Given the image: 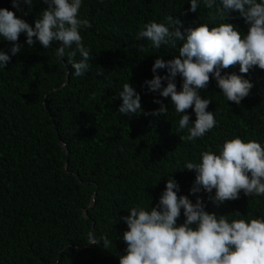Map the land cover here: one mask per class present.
Wrapping results in <instances>:
<instances>
[{
	"label": "trees",
	"instance_id": "1",
	"mask_svg": "<svg viewBox=\"0 0 264 264\" xmlns=\"http://www.w3.org/2000/svg\"><path fill=\"white\" fill-rule=\"evenodd\" d=\"M34 27L47 8L33 0L29 9L17 11L12 0H0ZM188 0H83L80 18L91 27L81 35L91 49L90 71L81 77L55 55V46H29L26 35L20 53L0 69V264H119L126 254L122 239L127 225L122 217L134 205L155 207L165 190L167 175L179 184V195L196 202L199 196L209 212L240 213L248 218L264 215V197H247L217 206L203 190L190 194L195 171L183 169L198 162L202 151L215 150L226 138L240 136L264 143V69L253 66L240 73L239 64L221 70L248 79L253 88L239 105L226 101L210 74L202 98L212 102L218 124L202 138L186 139L178 128L179 115L170 97L148 91L155 59L170 60L178 47H151L137 33L151 21L162 22L171 14L185 28L208 19L201 6L192 12ZM247 34L249 25L238 12L226 21ZM211 27V25H210ZM12 42L0 40L5 52ZM80 59L79 55L76 57ZM161 76L166 69L158 70ZM129 82L141 96L142 111L118 114V92ZM166 86V81L162 82ZM177 90L182 77H176ZM168 107L162 115H151ZM191 121L192 108L186 110ZM181 137L185 139L181 140ZM178 168V169H177ZM233 218L232 216L229 217ZM183 209L177 223H183ZM90 230L112 240L109 249L86 242Z\"/></svg>",
	"mask_w": 264,
	"mask_h": 264
},
{
	"label": "clouds",
	"instance_id": "2",
	"mask_svg": "<svg viewBox=\"0 0 264 264\" xmlns=\"http://www.w3.org/2000/svg\"><path fill=\"white\" fill-rule=\"evenodd\" d=\"M47 5L34 21V27L8 8H0V40L12 42L7 52L0 50V69H5L12 56L23 49L19 36L26 35V43L37 42L48 49L55 46V55L65 60L81 77L90 71L91 49L86 47L81 35L91 27L88 19L80 18L83 0H43ZM102 2V0H101ZM190 11L203 6L209 10L208 19L220 23H202L183 29L182 22L167 15L162 22L151 21L137 33L138 39L146 38L151 47L176 48L178 55L170 60L155 59L154 74L144 84L148 91L163 98L170 97L176 114L178 128L187 129L186 139L202 138L217 124L216 112L208 111L212 102L199 94L210 81V74L226 101L239 105L249 95L253 84L235 73L221 75V70L239 64L240 73H247L253 66L264 69V0H188ZM22 5L31 9L33 0H12L17 11ZM238 12L249 25L247 34L232 23L225 22L231 12ZM211 25V27H210ZM79 55L80 59L76 57ZM166 69L161 76L158 70ZM182 77L177 90L176 77ZM166 81V86L162 82ZM122 103L118 114L131 115L142 111L141 96L129 82L118 92ZM160 108L151 115H162L168 107L160 100ZM192 108L196 119L191 121L186 110ZM185 137H181V140ZM178 169V168H177ZM183 169L194 170L195 180L190 194L202 190L214 196L210 200L219 206L235 200L241 191L247 197H264V143L240 136L226 138L215 150L202 151L198 162H187ZM174 171V170H173ZM167 175L165 190L155 207L134 205L122 217L127 225L122 239L126 254L119 257V264H264V215L248 218L240 213L218 215L206 210L197 196L193 203L186 195H179V184ZM183 223H177L181 216ZM232 216L233 218H229ZM86 242L109 249L112 240L90 230Z\"/></svg>",
	"mask_w": 264,
	"mask_h": 264
}]
</instances>
